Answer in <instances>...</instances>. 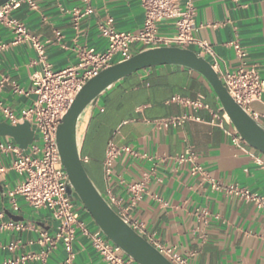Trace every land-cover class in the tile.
<instances>
[{"label":"crops","instance_id":"1","mask_svg":"<svg viewBox=\"0 0 264 264\" xmlns=\"http://www.w3.org/2000/svg\"><path fill=\"white\" fill-rule=\"evenodd\" d=\"M34 1V9L20 5L8 17L45 45L46 63L53 71L76 65L85 49L103 52L107 40L101 26L108 19L115 31L123 33H137L144 24L139 0ZM186 1L181 0V5ZM192 6L193 38L207 43L215 54L214 59L208 55L204 58L210 64L216 61L219 72L254 70L264 81V0H192ZM158 33L172 36L173 24H159ZM234 46L245 53L243 58L238 57ZM189 50L198 53L195 44ZM137 52L133 47V53ZM42 66L30 42L16 43L15 33L0 19L1 106L17 116L30 107L36 99L33 78ZM197 99L203 107L189 104ZM251 109L264 128V97ZM213 113L220 116L221 107L209 84L194 71L168 65L130 75L104 92L78 125L85 171L106 201L111 195L120 201V207L129 209V217L139 224L142 237L153 246L173 248L186 264H264V212L251 203L213 191L208 180L191 173L193 163L177 165L163 160L190 150L210 180L264 197V167L254 161L259 156L264 158L249 147L234 146L225 133L234 128L227 122L219 128ZM182 116L194 119L176 126L159 125L164 119ZM0 122H5L1 112ZM110 139L138 156L121 155L106 181L103 160ZM8 161L0 155L1 166H7ZM18 181L12 171L0 177V223L17 217L16 222L27 228L0 231V264L18 262L22 256L30 257L18 264H62L67 254L60 244L48 250L38 243L41 233L52 235L55 231L50 214L31 209L20 198V210L11 211L7 192ZM135 182H144L145 187L141 199L131 207L127 185ZM77 208L80 218L93 230L94 223L79 205ZM16 242L17 247L9 250L8 245ZM72 256V264H106L80 234L73 243Z\"/></svg>","mask_w":264,"mask_h":264},{"label":"built area","instance_id":"2","mask_svg":"<svg viewBox=\"0 0 264 264\" xmlns=\"http://www.w3.org/2000/svg\"><path fill=\"white\" fill-rule=\"evenodd\" d=\"M139 1L144 12V24L139 32H117L112 27V21L108 19L105 25L101 26V34L107 40L106 49L103 52H96L92 48L85 49L81 52L76 65L59 71H53L46 63L45 45L37 38L31 37L17 20L8 17L10 12L20 5L34 9L35 1L11 0L0 8V19L15 33L16 43L30 42L37 53L38 61L43 65L41 71L33 78V92L36 99L30 107L23 109L17 116L0 104V112L5 123L16 126L26 121L33 131V141L25 150L20 149L13 140L0 137V155L9 160L7 166L0 165V177L8 171H12L19 178L15 188L7 192L13 213L20 210L17 203V198H20L31 209L46 210L50 214L55 224V231L52 235L41 233L38 243L46 246L48 250H52L60 244L67 254V259L62 264H72V246L78 234L90 241L92 249L106 264H136L112 244L94 222L93 230L87 227L85 221L79 216L77 205L84 211H86L85 208L77 199L67 193L68 180L60 161L56 133L75 95L88 80L99 72L135 55L133 47H136L137 53H139L162 47L189 49L195 44L198 47V56L208 55L215 58L213 50L207 43L196 41L193 38L195 9L192 6V0H187L183 6L181 0ZM90 12L87 10V13ZM166 22H170L174 26L175 33L170 37L161 36L158 33V25ZM234 48L238 57L245 56L238 46H234ZM211 66L231 98L256 120L258 115L251 109V105L262 102L264 97V81L259 74L254 70L243 68L234 72H219L216 61ZM189 104L194 107H203L201 99ZM188 119L194 118L188 116L170 117L160 121L159 125L163 127L176 126ZM213 119L221 129H223L224 122L231 124L223 111L220 116L213 113ZM225 133L237 148L248 147L234 129L227 130ZM123 154L138 156L131 148L118 146L113 139H110L106 145L103 160V173L106 181L110 180L113 164ZM141 157L148 158L147 155ZM262 157L264 158L263 155ZM166 159L172 160L177 165L193 163L191 173L199 174L203 179L208 180L213 191L221 192L227 197L242 202L251 203L264 212V197L246 188L210 180L203 168L196 162L197 156L192 151L188 150L184 155L163 158V160ZM81 160L86 162L85 158ZM254 161L257 165L264 167V160L260 156L256 157ZM144 187V182L127 185V190L131 194V207L141 199ZM107 202L111 207H117L118 211L115 212L140 235V226L129 217V209L120 207V201L111 195L108 196ZM2 216L3 213L0 212V217ZM26 228L23 223L13 220L0 223V231H23ZM17 244V242L10 243L8 249H15ZM154 247L172 264H186V260L173 248ZM29 257L22 256L18 262L6 261L3 264H18Z\"/></svg>","mask_w":264,"mask_h":264},{"label":"water","instance_id":"3","mask_svg":"<svg viewBox=\"0 0 264 264\" xmlns=\"http://www.w3.org/2000/svg\"><path fill=\"white\" fill-rule=\"evenodd\" d=\"M9 1L0 0V8ZM168 65L199 74L211 87L221 110L243 142L264 156V128L231 98L211 64L192 50L177 47L145 50L88 80L73 98L56 133L60 161L68 180L67 193L83 205L105 237L136 264L172 263L136 233L102 197L83 166L77 129L81 116L92 110L99 97L114 84L144 69ZM0 137L11 138L20 149L25 150L33 141V131L26 121L16 126L0 122ZM12 218L18 220L17 217Z\"/></svg>","mask_w":264,"mask_h":264},{"label":"rangeland","instance_id":"4","mask_svg":"<svg viewBox=\"0 0 264 264\" xmlns=\"http://www.w3.org/2000/svg\"><path fill=\"white\" fill-rule=\"evenodd\" d=\"M83 116H81V119H82ZM80 119V121H81ZM80 123V122H79ZM86 212V211H85ZM86 215H88V220L92 221L91 217L89 216V214L86 212ZM93 222V221H92Z\"/></svg>","mask_w":264,"mask_h":264},{"label":"trees","instance_id":"5","mask_svg":"<svg viewBox=\"0 0 264 264\" xmlns=\"http://www.w3.org/2000/svg\"><path fill=\"white\" fill-rule=\"evenodd\" d=\"M84 166V165H83Z\"/></svg>","mask_w":264,"mask_h":264}]
</instances>
